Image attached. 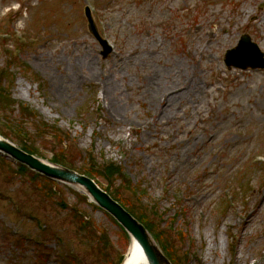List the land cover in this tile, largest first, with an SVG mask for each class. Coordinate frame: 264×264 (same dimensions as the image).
Here are the masks:
<instances>
[{"label": "rangeland", "instance_id": "obj_1", "mask_svg": "<svg viewBox=\"0 0 264 264\" xmlns=\"http://www.w3.org/2000/svg\"><path fill=\"white\" fill-rule=\"evenodd\" d=\"M244 33L264 53V0H0V80L70 134L73 165L90 152L142 184L140 201L109 180L148 211L174 264H264V69L225 64ZM29 128L40 157L63 153ZM22 170L0 156V264L122 263L131 238L114 218Z\"/></svg>", "mask_w": 264, "mask_h": 264}, {"label": "trees", "instance_id": "obj_2", "mask_svg": "<svg viewBox=\"0 0 264 264\" xmlns=\"http://www.w3.org/2000/svg\"><path fill=\"white\" fill-rule=\"evenodd\" d=\"M8 72L6 69H3L0 71V75L2 73ZM9 75L12 77L10 73H7L6 76ZM6 82H9L8 77L0 80V108L4 111V113H11V115L17 113L18 116L16 119H11L9 121H6V124L10 126V128H3L0 127V132L6 137L14 136L16 138L15 140H18L20 142H17L18 145H20L23 149H25L28 152L38 154L39 149L36 145V142L34 139H31L32 132L29 131V126L33 125V134L35 138L44 139L47 134L52 133L53 141L57 142L59 144V147H62L61 152L59 154H54L53 161L57 164H61L64 166H67L69 168H73L78 170L81 173H84L88 175L89 177H92L94 179H103L108 185L105 188L109 193L113 195L115 199H117L119 202H121L134 216H136L141 222L145 224V226L153 233L157 241L162 245L163 249L168 250L169 247L163 240V233L159 232V229L154 226L153 221H151V217L147 216L148 211L142 210L141 208H136L132 203H130L127 199H125L122 196V188L124 190L131 191L134 195H139L138 197L141 201L143 198V193L140 191V185L139 184H133L131 180L127 179L126 177L121 175L122 169L118 166H115L113 164H99L96 159H94L89 152V154H85V159L87 162L84 163L82 166L78 167L76 165H73V162L68 159L66 156V144L70 140V134L64 133L61 129H59L56 125H49L48 123L44 122L38 115L37 112L31 110L28 106H25L24 104H19L15 100H13L12 95L10 94L9 87L6 85ZM12 81H10V84ZM46 135H42L46 133ZM25 171V170H24ZM31 176V175H30ZM32 177V176H31ZM112 177V178H111ZM119 177L124 178L122 179L121 183L124 187H116L115 190H113L114 185L113 182L109 181L110 179ZM44 183V186L47 185L50 197H52L53 194V187L50 188V186H53L54 183L47 180V179H41ZM115 179H113L114 181ZM117 180V179H116ZM119 180V179H118ZM122 186V185H121ZM123 190V191H124ZM61 204V203H59ZM79 216V212H77ZM75 264V263H73ZM80 264V263H79Z\"/></svg>", "mask_w": 264, "mask_h": 264}, {"label": "water", "instance_id": "obj_3", "mask_svg": "<svg viewBox=\"0 0 264 264\" xmlns=\"http://www.w3.org/2000/svg\"><path fill=\"white\" fill-rule=\"evenodd\" d=\"M86 15L91 24V31L99 38L92 16L89 12H86ZM252 48L254 50H252ZM228 55L233 56L232 59L228 58L226 61L228 67L234 65L235 67L243 69L264 68L263 55L259 52L257 45L251 43L249 36H244L240 46L233 51H229ZM0 152L51 179L79 187L90 196L94 202L116 218L128 232L130 237L141 246L149 264H171L163 255L147 229L107 193L102 191L91 179L62 167L47 164L34 156L26 154L2 137H0Z\"/></svg>", "mask_w": 264, "mask_h": 264}, {"label": "bare ground", "instance_id": "obj_4", "mask_svg": "<svg viewBox=\"0 0 264 264\" xmlns=\"http://www.w3.org/2000/svg\"><path fill=\"white\" fill-rule=\"evenodd\" d=\"M183 89L186 92L191 93L190 89L187 87L186 84L184 85ZM165 94L167 97L170 96V91H168V93H165ZM174 98L175 97H170L167 101L168 104L172 103ZM180 107H182V106H180ZM163 112L165 113L166 111H163ZM173 115L176 116L177 114H173ZM122 264H149L148 259L145 255L143 249L134 239H131L128 251L125 255V258H124V261Z\"/></svg>", "mask_w": 264, "mask_h": 264}]
</instances>
